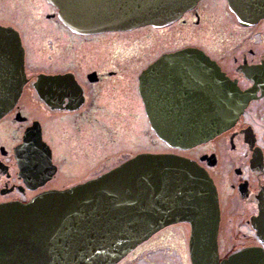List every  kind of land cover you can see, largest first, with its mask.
<instances>
[{
  "label": "flooded vegetation",
  "instance_id": "1",
  "mask_svg": "<svg viewBox=\"0 0 264 264\" xmlns=\"http://www.w3.org/2000/svg\"><path fill=\"white\" fill-rule=\"evenodd\" d=\"M19 23L27 24L29 31ZM0 26L18 32L27 78L16 104L0 118V206L25 204L42 193L70 189L139 154L176 155L196 162L216 185L221 258L242 249H264V231L260 233L253 224L264 209V17L247 25L229 9L226 0H200L175 23L146 27L147 44L138 57L145 59L137 66V72L129 70L125 59H118L117 41L106 42L105 48L96 47L98 39H94L102 34L82 36L73 32L47 0H0ZM180 34L182 37L175 39ZM171 37L173 47L157 52V43L163 45V39ZM189 48L200 50L219 66L228 81L239 88L245 107L236 121L213 139L196 146L175 147L157 134L158 120H163L165 127L167 114L197 109L215 111L213 105L205 104L213 97L211 77L204 73V67L192 65L200 58H164ZM84 49L89 53L84 55H91V60L80 57ZM98 52L111 57L99 60ZM67 74L79 86L75 93L62 90L64 85L56 95L48 89L51 97L39 92L41 76ZM128 111L132 114L127 118L129 126L133 128L126 129L123 137L128 149H116L105 157L95 153L91 155L96 157L88 156V149L98 148L94 142L82 148L87 146L82 143L84 126L89 124L93 133L100 129L99 134L108 137L106 143L121 146L117 130L98 115ZM98 121H102V128L96 126ZM134 127L143 130L140 133ZM31 129L39 130L51 151L55 170L45 181L28 179L21 168V148ZM55 136L63 143V154L60 147L56 148ZM132 142L142 145L137 152ZM82 165L90 169L85 176L80 175ZM71 174L80 176L69 180ZM226 223L230 242L223 236ZM190 234L188 223L169 224L117 264H141L142 253H179L185 264H192Z\"/></svg>",
  "mask_w": 264,
  "mask_h": 264
},
{
  "label": "water",
  "instance_id": "2",
  "mask_svg": "<svg viewBox=\"0 0 264 264\" xmlns=\"http://www.w3.org/2000/svg\"><path fill=\"white\" fill-rule=\"evenodd\" d=\"M48 1L73 32L97 35L168 26L200 0ZM226 1L244 24L264 17V0ZM165 57L200 58L192 65L204 67L211 77L213 97L205 104L215 111L167 114L165 127L158 120L155 128L163 140L175 147L196 146L236 121L245 107L243 96L216 63L193 48ZM26 81L20 36L13 28L0 26V118L16 104ZM38 84L44 97H51L48 89L53 95L60 93L61 85L73 93L79 87L71 74L43 75ZM143 88L142 83V93ZM25 139L20 161L24 175L51 178L55 168L41 133L31 129ZM179 222L191 226L192 264H264V249L238 250L220 259V206L212 178L192 160L152 153L139 154L70 189L42 193L25 204L0 206V264H116L157 231ZM253 224L263 233L264 209Z\"/></svg>",
  "mask_w": 264,
  "mask_h": 264
},
{
  "label": "rangeland",
  "instance_id": "3",
  "mask_svg": "<svg viewBox=\"0 0 264 264\" xmlns=\"http://www.w3.org/2000/svg\"><path fill=\"white\" fill-rule=\"evenodd\" d=\"M25 14L29 15V13H25ZM34 23H35V21H34ZM19 24L22 26V28L25 27L29 31L27 24H25V23H19ZM146 27L134 29L131 31H126V32H117V33L106 32V33H103L102 35H100V37L94 39V40L98 39V41L96 43V47L105 48L106 42L107 43L109 42L110 44H112L111 42L117 41L119 46L115 45V47H119V50H117L118 54H120L118 56V59L119 60L125 59L126 60L125 64L130 66L129 70H135L137 68V66L140 64V62H142L145 59V58H142V60H139L140 58H138V57H141V55L143 54V51H144L143 48L147 44L145 34L147 33L148 28H146ZM181 37L182 36L180 34L178 37H175V39H180ZM174 43L175 42L173 41L172 37L168 38V39L164 38L163 39V45H160V43L158 42L155 49L158 52V51H161L162 48H164L166 46H167L166 48H172L173 47L172 45ZM107 47L111 48L114 46L108 45ZM123 47H127V49H125ZM99 50H101V49H99ZM84 53H86V54L88 53L87 49L82 50V54L80 56V57H82V60L85 58L86 59L88 58L91 60L92 56L91 55L86 56V55H84ZM101 54L102 53L98 52V54L96 56L99 60H105L106 57H108V58L111 57V55L109 53H107V54L105 53V56H103ZM72 58H74V57H72ZM85 62H86V60H85ZM138 68H140V67H138ZM134 72H137V69ZM131 115L132 114L129 111L126 113L123 112V114L110 113L106 117H104V115H98V117L101 120L107 121L108 123H110V125L112 127H114L117 130V136L123 144L121 146L117 145L116 143H112V144L106 143V141L108 139L107 135H105V134L100 135L99 134L100 129L96 130L93 133L90 125L86 124L84 126L86 128V130L82 132V143H85L84 145H87V146H84L82 148H87L88 144H90L92 142H94L98 148V151L93 150V149H88V152H89L88 156H90L91 158L96 157V156L91 155V154L95 153L96 155H98L97 157H100L101 155H103V157H105L107 155L114 154L115 153L114 151L116 149L118 151L127 150L128 144L126 143V141L124 140L123 137L126 135V129H128V130L133 129L131 126H129V122L127 119L128 117L130 118ZM126 120L128 122V125L126 123ZM95 124L98 128L103 127L102 121H98V123H95ZM115 126H117V127H115ZM134 129L140 133H141V130H143L142 127H134ZM48 135H49V133H48ZM128 137H130V136L128 135ZM54 139H55L56 148L60 147V149H61V147L63 146L62 145L63 143L60 141V138H57L55 136ZM131 144H134V146H136L133 149L134 152H137L139 150V147L142 146V145H139V143L135 144L134 142H132ZM62 150L63 149H61V152H62ZM82 152H84L83 149H82ZM62 154H63V152H62ZM88 172H90L89 167H87V166L83 167V165H82V174H80V175L85 176V175H87ZM80 175L71 174V175H69L68 179L74 180V179H76V177H78ZM227 224L228 223H226L225 231L223 232L224 233L223 236H225L226 240H228L230 242V233L231 232H229V230H228L229 226ZM233 241L236 244L240 243V241H236L235 239H233ZM241 241H242V239H241ZM231 243H232V241H231ZM219 255L222 256V253H220ZM139 257H140V263L141 264H185V260L183 259V256H180L179 253H149L148 255H146V253H142V254H140Z\"/></svg>",
  "mask_w": 264,
  "mask_h": 264
},
{
  "label": "bare ground",
  "instance_id": "4",
  "mask_svg": "<svg viewBox=\"0 0 264 264\" xmlns=\"http://www.w3.org/2000/svg\"><path fill=\"white\" fill-rule=\"evenodd\" d=\"M198 165V164H197ZM219 196V195H218Z\"/></svg>",
  "mask_w": 264,
  "mask_h": 264
}]
</instances>
